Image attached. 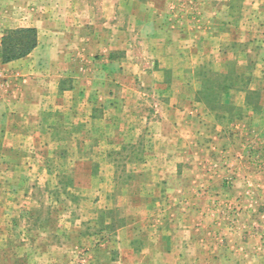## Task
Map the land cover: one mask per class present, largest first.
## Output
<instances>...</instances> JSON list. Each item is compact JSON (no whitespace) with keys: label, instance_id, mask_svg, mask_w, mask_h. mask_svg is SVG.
<instances>
[{"label":"rangeland","instance_id":"1","mask_svg":"<svg viewBox=\"0 0 264 264\" xmlns=\"http://www.w3.org/2000/svg\"><path fill=\"white\" fill-rule=\"evenodd\" d=\"M90 3L115 63L72 44L76 79L29 89L47 108L89 94L67 118L85 127L53 138L37 106L0 128V264H264V0ZM249 79L261 96L237 91Z\"/></svg>","mask_w":264,"mask_h":264},{"label":"crops","instance_id":"2","mask_svg":"<svg viewBox=\"0 0 264 264\" xmlns=\"http://www.w3.org/2000/svg\"><path fill=\"white\" fill-rule=\"evenodd\" d=\"M55 4L56 8L54 10H56V12L52 10ZM0 6L2 7L3 17H7L5 18L6 20L2 22L0 28V50L3 38L9 31L32 28L36 33V43L28 54L9 61H2V58L0 57V63L4 68H14L12 69V72L22 76L17 89L14 90V95L11 98L9 97L7 101L0 98V118L3 119L4 125L0 128H4L6 120L10 121L11 118H15L16 120L27 119L26 113H36L34 111L37 106L38 108L36 111H39L36 114L40 117V127L42 130L46 129L52 131L51 136L53 138L56 135H61L64 130L69 128V125L77 130L84 128L85 124H78L80 122L75 123L74 121L70 124V121H67V118L68 115L69 118H71V114L74 116L73 118L77 117L81 109L85 108L86 105H92L90 99L86 98L89 94L85 92L83 95L80 89H69L68 91L72 90L73 92L71 96L73 95V98L76 96V100L74 101L73 99L72 107L68 106L69 108H65V104L62 103L63 105L61 106L53 104L52 106L54 107L47 108V103H43L46 102V100H39L38 94L30 92L29 89L32 86V83L41 80L42 77L39 75L41 74L40 70H44L45 73H49V75H53L55 78L76 79V76L70 73L72 69L69 68L70 62L73 61L72 57L75 56V53H72L73 56L70 55L66 57L63 54L65 51L67 52L71 50L70 52H73L74 45L72 44H79L76 49H82L83 47L92 49L96 44L100 43L110 44L111 46L110 41L112 40L106 41L107 43H105L104 40L107 38H100L101 31L97 28L95 14L92 10L93 7L90 0H0ZM8 17L11 21L8 20ZM106 27H108V25L104 22L103 29ZM111 37L108 38L111 39ZM65 44H67V46H65ZM111 47L112 48L108 50L110 51V57L107 56L106 62L113 65L115 62L114 59H110L111 51L118 46L115 45ZM48 50H56V52L60 51L59 53L61 54L56 55L55 59L53 58V62ZM122 63H124V59L121 60V64ZM202 67L206 71L210 70L205 63ZM216 71L218 75H221L220 70H215V73ZM46 76V74L43 75V77ZM61 80H59L60 83L58 82L56 84L54 90L56 92V97L59 96V93L67 91L65 90L66 88L62 87L63 84L61 83ZM249 81L250 79L247 83H243V91L241 89H237V91L243 92L244 97L246 98H255L257 94L261 96L260 90H257L256 85L249 83ZM204 89L201 88V92H196L195 95H198L201 98L207 96L209 90ZM232 89L235 90V85ZM214 95L222 96L223 92L217 90ZM60 97L65 96L63 94L60 95ZM44 98L49 99L51 98V95H44ZM82 101L84 103H82ZM32 106L34 107L33 109L31 108ZM244 106L246 110H251V108L254 107V105H251L249 102L246 103V101L243 107ZM91 114L92 112L90 111L88 116L89 121L91 119ZM89 121L86 122L90 124ZM89 124H87L88 127L90 126ZM13 127L14 126H12V128ZM58 142L62 143L63 141L59 140ZM77 143L80 144L79 141H77ZM169 222L173 223L172 220H169Z\"/></svg>","mask_w":264,"mask_h":264},{"label":"trees","instance_id":"3","mask_svg":"<svg viewBox=\"0 0 264 264\" xmlns=\"http://www.w3.org/2000/svg\"><path fill=\"white\" fill-rule=\"evenodd\" d=\"M36 33L32 28L9 31L3 38L0 57L9 61L28 54L36 43Z\"/></svg>","mask_w":264,"mask_h":264}]
</instances>
